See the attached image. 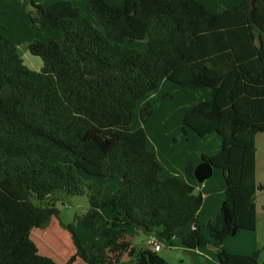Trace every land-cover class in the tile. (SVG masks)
I'll return each mask as SVG.
<instances>
[{"label": "trees", "instance_id": "16d2710c", "mask_svg": "<svg viewBox=\"0 0 264 264\" xmlns=\"http://www.w3.org/2000/svg\"><path fill=\"white\" fill-rule=\"evenodd\" d=\"M28 1L33 21L59 37L28 45L43 64L32 71L0 34V264H58L39 255L31 232L58 220V194L85 190L90 211L76 216L75 225L94 229L103 208L112 217L95 253L83 246L75 225L60 221L74 247L64 264H119L123 256L132 264H167L145 244L129 241L139 233L169 241L202 206L185 178H160L162 166L147 148L145 131L131 129L137 116L149 121L150 103L140 104L163 80L210 91L181 125L185 138L189 131L222 138L219 152L200 155L225 182L222 205L205 227L218 246V264H258L259 250L230 254L221 245L256 229L255 195L264 192L255 182V138L264 133V0H242L214 13L197 0H87L93 21L69 2L43 8ZM135 42L146 46L126 45ZM196 165L186 163L188 179L194 180ZM78 172L116 178L120 186L101 200ZM180 242L186 249L202 247L200 225Z\"/></svg>", "mask_w": 264, "mask_h": 264}, {"label": "rangeland", "instance_id": "374dc122", "mask_svg": "<svg viewBox=\"0 0 264 264\" xmlns=\"http://www.w3.org/2000/svg\"><path fill=\"white\" fill-rule=\"evenodd\" d=\"M107 2L110 0H106ZM201 2L211 13L220 9H232L242 0H197ZM69 2L78 8L80 14L93 21L86 6L87 0H36V3L43 8H48L55 3ZM108 2V3H109ZM35 12L28 0H1L0 1V34L9 38L17 47L24 64L32 71H39L43 64L39 57L33 56L28 51V45L34 41H45L48 38L57 39L58 34L41 29L38 23L33 21ZM95 26H97L94 23ZM100 28L99 26H97ZM128 47L145 48V42L127 43ZM150 96V97H149ZM211 93L206 88L188 89L168 82L161 81L158 89L148 95L150 108L153 112L147 123H142L137 116L131 124V129L143 128L147 138V148L155 150L162 165L161 176L166 179L171 173L184 171L188 161L199 164L200 155L212 156L220 151L222 138L217 133H212L205 137H199L189 131L185 138L181 133L182 119L186 111L194 104L208 101ZM144 101L140 106H143ZM257 173L255 182L257 185H264V133L256 136ZM68 161V159H64ZM79 177L101 200L108 201L110 193L115 191L114 178L89 177L82 172H78ZM171 177V176H170ZM207 187H205V184ZM222 172L213 169L212 176L202 184H196V193L220 196V189L224 187ZM212 185L211 190L208 186ZM205 187V188H204ZM88 191L83 195L58 194L55 198V207L59 211L58 220L53 218L49 226L45 229H33L31 240L38 249L39 255L48 257L58 264H64L68 258L74 254V247L68 231L61 226L63 224L75 225V217L82 216L90 211ZM204 196H202L203 198ZM255 216L256 230H241L236 236L227 237L222 242V248L230 254L252 255L259 250L258 264H264V192L258 191L255 195ZM212 208L210 200L204 202L197 216L200 226V233L205 240V244L197 249H186L181 245V237H177V242L173 247L163 248L158 255L167 264H218L216 252L218 246L211 239L208 229L205 227L206 217H210ZM209 215V216H208ZM213 214L211 218L215 217ZM110 211L107 208L100 210V219L94 229H85L75 225V231L82 240L83 246L91 253H95L100 244V230L104 223L109 220ZM209 218V219H211ZM187 228L179 232H184ZM136 241L134 236L131 240ZM77 264H84L78 260ZM119 264H132L123 256Z\"/></svg>", "mask_w": 264, "mask_h": 264}, {"label": "crops", "instance_id": "0c3cea01", "mask_svg": "<svg viewBox=\"0 0 264 264\" xmlns=\"http://www.w3.org/2000/svg\"><path fill=\"white\" fill-rule=\"evenodd\" d=\"M122 1L123 0H110V2H109V4H114V5H117V4H121L122 3ZM148 97V96H147ZM147 97L144 99V104H146L147 102H149L148 101V99H147ZM150 97V96H149ZM150 103V102H149ZM257 138V137H256ZM256 138H255V144H256ZM256 147H257V145H256ZM151 151H154L155 152V150H151ZM156 153V152H155ZM156 156H157V159H158V155H157V153H156ZM256 159H257V148H256V158H255V175H256V173H257V167H256ZM158 161H159V159H158ZM160 162V161H159ZM161 164V163H160ZM162 166V165H161ZM186 166V165H185ZM163 168V167H162ZM161 174V173H160ZM170 176H181V177H183V178H185L190 184H192L193 186H195V189L196 190H198V188H197V186H196V184H197V182L195 181V180H191V179H188L186 176H185V168H184V171H182V172H180V173H171V175H169V177ZM160 178L161 179H164L161 175H160ZM166 178H168V177H166ZM114 179H116V178H114ZM225 183V182H224ZM205 185V187H207V185H206V183L204 184ZM119 186H120V180L119 179H116V182H115V191H114V193L118 190V188H119ZM204 187V188H205ZM209 187V189L211 190V187H212V185H210V186H208ZM224 190H225V184H224V187H222V190L220 189V196H218V198H213L214 197V195L212 194H204V195H202V196H204L203 197V199H204V202H206L208 199L210 200V206H211V208H212V213H210V217H206V219H209V218H211V216H213V214H217L218 213V211H219V209H220V207H221V205H222V202H223V200H224ZM114 193H110V197L114 194ZM99 212V215H100V210L98 211ZM198 216V215H197ZM197 216L195 217V219L194 220H192V221H190L186 226H184L183 228H181L180 230H178L177 232H176V240H175V243L177 242V237L179 236V237H183V236H185L190 230H192L193 229V226H194V224L196 223V224H198V225H200L198 222H197ZM209 216V215H208ZM112 217V214H111V212H110V217H109V219ZM201 226V225H200ZM185 228H187L183 233L182 232H179V231H182L183 229H185ZM256 230V229H255ZM136 237V241H135V243H133L131 240H132V238L133 237ZM134 236H132V237H130L129 238V241L131 242V244L133 245V246H135V245H139L140 247H143V244H144V242H145V237H146V235L145 234H141V233H139V234H137V235H134ZM175 243L173 244V246L175 245ZM102 244V237H100V244H99V246ZM172 246V247H173ZM78 260L79 259H77L73 264H77V262H78ZM81 261V260H80ZM84 263V262H83ZM85 264V263H84Z\"/></svg>", "mask_w": 264, "mask_h": 264}, {"label": "built area", "instance_id": "2783aa9c", "mask_svg": "<svg viewBox=\"0 0 264 264\" xmlns=\"http://www.w3.org/2000/svg\"><path fill=\"white\" fill-rule=\"evenodd\" d=\"M176 237H170L169 241H164L158 238L154 233L147 234L145 237V246L152 250L155 253H159L163 248L172 247L173 243H175Z\"/></svg>", "mask_w": 264, "mask_h": 264}, {"label": "water", "instance_id": "95a60500", "mask_svg": "<svg viewBox=\"0 0 264 264\" xmlns=\"http://www.w3.org/2000/svg\"><path fill=\"white\" fill-rule=\"evenodd\" d=\"M213 167L208 164L207 162L201 161L199 164L196 165L193 178L198 184H202L204 181L209 179L212 176Z\"/></svg>", "mask_w": 264, "mask_h": 264}]
</instances>
